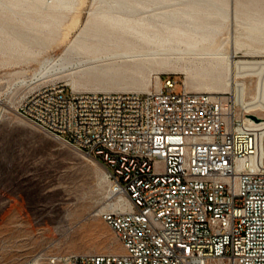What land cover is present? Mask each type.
<instances>
[{
	"label": "built area",
	"instance_id": "1",
	"mask_svg": "<svg viewBox=\"0 0 264 264\" xmlns=\"http://www.w3.org/2000/svg\"><path fill=\"white\" fill-rule=\"evenodd\" d=\"M163 74L146 91L48 81L26 94L20 113L99 159L128 204L102 211L120 250L45 248L25 264H264L261 114Z\"/></svg>",
	"mask_w": 264,
	"mask_h": 264
},
{
	"label": "rangeland",
	"instance_id": "2",
	"mask_svg": "<svg viewBox=\"0 0 264 264\" xmlns=\"http://www.w3.org/2000/svg\"><path fill=\"white\" fill-rule=\"evenodd\" d=\"M226 1L240 19L227 18L219 36L227 50L235 52V59L245 61L228 73L224 63L209 64L203 59L192 63L187 57L182 61L194 64L190 74L179 67L164 70L129 60L122 52L128 49L129 32L121 35L118 30L111 36L121 45L82 37V33L93 36L97 31L109 37L108 22L93 12L100 0H75L58 8L60 20L43 31L28 27L19 13L0 5V264H25L45 248L56 253L121 249L116 233L99 211L114 197L105 166L20 113L24 97L39 84L67 83L76 77L82 82L78 89L140 90L154 87L158 75L166 72L171 74L163 78H179L178 90L181 80L192 76L191 89L236 92L248 109L264 108V30L254 33L245 28L249 14L264 16V0ZM19 35L21 42L16 41ZM83 42L91 43L90 49L80 47ZM63 53L66 56L60 60ZM100 61L107 73L93 71V62ZM41 264L55 263L46 259Z\"/></svg>",
	"mask_w": 264,
	"mask_h": 264
},
{
	"label": "bare ground",
	"instance_id": "3",
	"mask_svg": "<svg viewBox=\"0 0 264 264\" xmlns=\"http://www.w3.org/2000/svg\"><path fill=\"white\" fill-rule=\"evenodd\" d=\"M73 1L75 0H0V5L5 4L13 12L19 13V17L27 26L29 25L28 27L43 31L52 29L51 24H56L60 20L62 13L58 14L56 10L60 7L70 6ZM182 1L185 4L178 5ZM93 12L108 22L111 27L109 37L105 38L98 31L93 36L86 33H82L81 36L96 38L100 41L105 40L106 44L121 45L117 38L111 36L118 30L122 31L121 35L124 32H129L132 37L126 38L128 49L122 52L138 66L156 64L164 70L179 67L190 74L194 72V64L182 61L189 57L192 63L200 59L209 64L212 61L224 63L228 73H232L235 66L240 65L241 61H245L235 59V52L228 51L226 42L219 36L221 25L227 18L240 19L238 11L233 13L226 0H100ZM28 19H31L32 23L28 24ZM245 28L249 32L264 30V16L249 14L245 20ZM21 40L19 35L16 41L21 42ZM84 43L80 44V47L90 49L91 43ZM65 56L66 54L63 53L59 59L62 60ZM91 66H94L93 71L99 70L103 73L108 71L106 64L101 61L93 62ZM73 70L79 71L76 68ZM204 70L210 72L209 67H205ZM160 82L159 74L157 85ZM67 83H70L74 89H78L82 85L81 80L76 77H71ZM194 83L195 78L186 77V88L191 89V85ZM226 84L229 85V77L226 79ZM138 89L146 91L151 88L140 87ZM238 101L247 107L248 104L243 100V97H240V94ZM251 110L261 114L262 117L258 120L264 133V108ZM262 141L264 150V140ZM105 173L108 177L106 168ZM112 190L113 188H111ZM127 204L128 199L124 195L117 194L99 211L106 208L123 209Z\"/></svg>",
	"mask_w": 264,
	"mask_h": 264
},
{
	"label": "water",
	"instance_id": "4",
	"mask_svg": "<svg viewBox=\"0 0 264 264\" xmlns=\"http://www.w3.org/2000/svg\"><path fill=\"white\" fill-rule=\"evenodd\" d=\"M250 115H251L252 117L256 118V119L259 118V116H257V114H255V113H251Z\"/></svg>",
	"mask_w": 264,
	"mask_h": 264
}]
</instances>
